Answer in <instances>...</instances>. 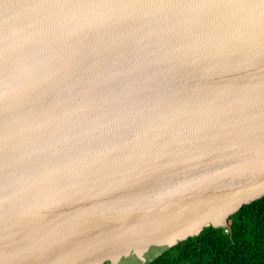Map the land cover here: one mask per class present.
Segmentation results:
<instances>
[{
    "label": "water",
    "instance_id": "obj_1",
    "mask_svg": "<svg viewBox=\"0 0 264 264\" xmlns=\"http://www.w3.org/2000/svg\"><path fill=\"white\" fill-rule=\"evenodd\" d=\"M263 196L264 0H0V264L172 247Z\"/></svg>",
    "mask_w": 264,
    "mask_h": 264
},
{
    "label": "trees",
    "instance_id": "obj_2",
    "mask_svg": "<svg viewBox=\"0 0 264 264\" xmlns=\"http://www.w3.org/2000/svg\"><path fill=\"white\" fill-rule=\"evenodd\" d=\"M229 227H204L144 264H264V196L229 217Z\"/></svg>",
    "mask_w": 264,
    "mask_h": 264
},
{
    "label": "rangeland",
    "instance_id": "obj_3",
    "mask_svg": "<svg viewBox=\"0 0 264 264\" xmlns=\"http://www.w3.org/2000/svg\"><path fill=\"white\" fill-rule=\"evenodd\" d=\"M166 247V245L154 244L144 251L133 249L128 254L121 253L117 257L105 259L102 264H144L161 253Z\"/></svg>",
    "mask_w": 264,
    "mask_h": 264
},
{
    "label": "bare ground",
    "instance_id": "obj_4",
    "mask_svg": "<svg viewBox=\"0 0 264 264\" xmlns=\"http://www.w3.org/2000/svg\"><path fill=\"white\" fill-rule=\"evenodd\" d=\"M169 240H172L171 238Z\"/></svg>",
    "mask_w": 264,
    "mask_h": 264
}]
</instances>
